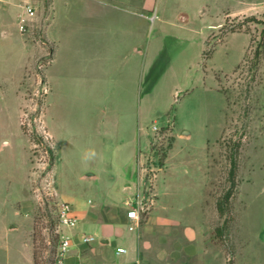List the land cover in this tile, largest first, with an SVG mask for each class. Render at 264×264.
I'll list each match as a JSON object with an SVG mask.
<instances>
[{
    "label": "rangeland",
    "instance_id": "1",
    "mask_svg": "<svg viewBox=\"0 0 264 264\" xmlns=\"http://www.w3.org/2000/svg\"><path fill=\"white\" fill-rule=\"evenodd\" d=\"M25 1L0 0V264H30L28 245L33 264H52L60 203L78 215L106 206L124 215L139 197L149 204L139 223L158 199L172 220L195 215L188 240H214L226 264H264V4L147 0L144 9L116 2V15L146 20L145 34L118 21L113 27L116 66L133 46L141 51L132 102L118 90L110 96L109 84L104 98L83 96L74 68L48 83L57 10L37 0V15L20 34ZM96 107L97 117L85 114ZM105 108L121 127L134 111L133 146L112 133ZM168 226L172 239L181 236ZM77 227L66 233L73 238Z\"/></svg>",
    "mask_w": 264,
    "mask_h": 264
},
{
    "label": "crops",
    "instance_id": "2",
    "mask_svg": "<svg viewBox=\"0 0 264 264\" xmlns=\"http://www.w3.org/2000/svg\"><path fill=\"white\" fill-rule=\"evenodd\" d=\"M11 4L18 3L19 0H4ZM124 5H138L145 9L147 0H51L54 11L51 36L55 42L54 58L52 65L46 73L47 81L51 84L53 77L63 75L74 68L76 73V85L80 84L83 96L98 100L106 97L108 84L112 85L109 94L115 95V90L120 91L128 101H134L138 97L140 90V70L138 62L141 51L133 46L126 54H121L122 60L117 66L115 60V30L114 22H122L127 31L134 33H146V20L141 15L134 12L129 14L116 15L115 3ZM242 4H264V0H238ZM101 5V12L91 10L89 5ZM74 5V11L71 6ZM83 6V7H81ZM4 9V7H3ZM13 15L15 10L8 9ZM80 77V78H78ZM78 79H80L78 81ZM97 87V90L91 91ZM107 87V88H106ZM101 88L103 90L101 91ZM96 89V88H95ZM100 90V91H99ZM52 107L51 104L46 106ZM103 115L112 125V133L122 135L121 144L133 146L136 136L135 113L126 112L124 127L111 120L113 116L112 108H105ZM101 111V109H100ZM86 115L92 119L98 116L99 108L86 110ZM49 118V116H47ZM45 119V118H44ZM46 124V122L44 121ZM113 123V124H112ZM115 127H114V126ZM49 126V124H48ZM49 128V127H48ZM52 141L55 144V135L51 129H47ZM130 188V187H127ZM158 195V186L156 187ZM115 210V215L111 213ZM119 207L106 206L99 213L82 210L78 215L73 213L77 220L85 222V227L91 232H97L100 236L98 241L90 245H82L80 237L84 235L82 226L77 222L78 231L72 240V247L68 254L70 264H226V253L214 240H188L194 235V225L188 222L194 221L197 217L186 219L170 215V207L165 210L158 208V199L154 208L148 213L147 219L143 223L131 224L124 215L118 214ZM160 213V214H159ZM169 217L163 218L166 215ZM165 215V216H164ZM169 223L176 226L180 237L172 239L169 235ZM132 225L133 230H129ZM165 225V226H164ZM165 228V229H164ZM125 250L122 254H117L116 250ZM30 252V264H33L32 251Z\"/></svg>",
    "mask_w": 264,
    "mask_h": 264
},
{
    "label": "built area",
    "instance_id": "3",
    "mask_svg": "<svg viewBox=\"0 0 264 264\" xmlns=\"http://www.w3.org/2000/svg\"><path fill=\"white\" fill-rule=\"evenodd\" d=\"M22 14L18 17L17 29L20 34H25L29 27L30 22L36 17L38 12L37 0H26L21 6ZM47 90L44 88V94ZM157 128L152 127V131L155 132ZM149 209V204L147 200L143 202V198H138L135 206H130L126 212V219L131 222V224H136L141 214H144ZM56 221H57V233L59 234L58 245L55 250L54 258L52 264H70L68 263L69 250L72 247L73 238L66 233V230H72L77 226V217L73 213L71 205L67 202L60 203L56 210ZM133 226H129V230H133ZM80 243L82 245H90L95 242L93 237L81 236ZM125 250L118 248L116 250L117 254L124 253Z\"/></svg>",
    "mask_w": 264,
    "mask_h": 264
},
{
    "label": "trees",
    "instance_id": "4",
    "mask_svg": "<svg viewBox=\"0 0 264 264\" xmlns=\"http://www.w3.org/2000/svg\"><path fill=\"white\" fill-rule=\"evenodd\" d=\"M264 30L261 33V40L263 39Z\"/></svg>",
    "mask_w": 264,
    "mask_h": 264
}]
</instances>
